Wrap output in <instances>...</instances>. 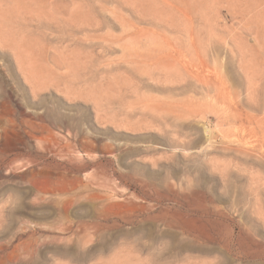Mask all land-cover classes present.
Listing matches in <instances>:
<instances>
[{
    "label": "rangeland",
    "instance_id": "374dc122",
    "mask_svg": "<svg viewBox=\"0 0 264 264\" xmlns=\"http://www.w3.org/2000/svg\"><path fill=\"white\" fill-rule=\"evenodd\" d=\"M0 194V264H264V0H0Z\"/></svg>",
    "mask_w": 264,
    "mask_h": 264
},
{
    "label": "bare ground",
    "instance_id": "6f19581e",
    "mask_svg": "<svg viewBox=\"0 0 264 264\" xmlns=\"http://www.w3.org/2000/svg\"><path fill=\"white\" fill-rule=\"evenodd\" d=\"M5 188H6V187H5ZM20 188H21V187H20ZM53 188H54V187H53ZM12 189H13V188H12ZM21 189L24 190V188H21ZM54 189H55V188H54ZM5 190H8V192H9V189H8V188L5 189ZM10 190H11V187H10ZM18 190H19V189H18ZM23 190H19V191L21 192V191H23ZM11 191H12V190H11ZM13 191H14V189H13ZM19 191H17V193H18ZM15 192H16V191H15ZM23 193H24V192H23ZM13 194H14V193H13ZM0 195H1V194H0ZM14 196H15V195H14ZM21 196H22V195H20V197H21ZM0 197H1V196H0ZM2 197L5 198V197H7V196H2ZM18 198H19V197H18ZM18 198H17V199H18ZM22 198H23V197H22ZM5 199H6V198H5ZM1 200L3 201V199H1ZM1 200H0V202H1ZM7 201H8V200H7ZM7 201H6V202H7ZM6 202L4 201V205H5ZM9 204H10V203H9ZM0 205H1V204H0ZM10 205L12 206V204H10ZM18 205H19L18 207L22 206V204H20V203H19ZM2 206H3V205H2ZM2 206H0V211H2V210H1V209H2ZM14 207H17V206H14ZM21 208H22V207H21ZM13 209H14V208H10V207H9L8 209L6 208V210H5V211H6V215H5V217H7L6 220H9V221H11V222H13V221L15 220V218H14V214H15V213L13 212V211H14ZM15 209H16V208H15ZM52 210H53V209H52ZM3 211H4V209H3ZM18 211H19V210H18ZM0 215H3V214H0ZM0 218H2V217L0 216ZM4 224H5V223H3V220L0 219V225H4ZM79 224H80V223H79ZM81 224H82V223H81ZM5 225H6V224H5ZM7 225L11 226L10 224H7ZM5 227H6V226H5ZM10 228H11V227H10ZM60 228H61V227H60ZM68 228H69V227H68ZM82 228H83V227H82ZM2 229H4V226H3ZM69 229H70V228H69ZM7 230H8V229H7ZM5 231H6V230H5ZM87 240H88V239H87ZM100 241H101V240H100ZM103 241H104V240H103ZM86 242H87V241H86ZM102 243H104V242H102ZM102 245H103V244H102ZM105 245H106V244H105ZM55 247H57V246H55ZM58 247H61V245H59ZM58 247H57V248H58ZM83 247H84V246H83ZM46 248H47V247H46ZM48 248H49V246H48ZM51 248L54 249V247H50V249H51ZM63 248H64V247H63ZM63 248H62V249H63ZM119 248H120V247H119ZM55 249H56V248H55ZM58 249L60 250L61 248H58ZM71 249H73V248H71ZM64 250H67V248L64 249ZM79 250H80V249H79ZM72 251H73V250H72ZM74 251H75V250H74ZM74 251H73V253H72L71 250H70V251L68 250V252L63 251V253H64L66 256H67V255H69V256H70V255H73L74 257H76V258H80V259L85 258V257L87 256V251H86L85 249L83 250L82 253L80 252L79 254L74 253ZM81 251H82V250H81ZM92 251L94 252V250H92ZM92 251H91V252H92ZM95 251H96V250H95ZM100 251H102V250H100ZM53 252H54V251H53ZM55 252H56V251H55ZM60 252H62V250H60ZM77 252H78V251H77ZM57 253H58V252H57ZM63 253H61V254L63 255ZM88 253H90V252H88ZM59 254H60V253H59ZM61 254H60V256H61ZM90 254H92V253H90ZM96 254H97V252H96ZM119 254H120V253H119ZM121 254H122V253H121ZM42 255H43V254H42ZM42 255H41V256H42ZM65 255H63V256L65 257ZM41 256H40V257H41ZM61 257H62V256H61ZM64 257H63V258H64ZM74 257H71V256H70V260H71L72 258H74ZM91 257H92V256H91ZM42 258H44V257L42 256ZM118 258H119V257H118ZM39 259H40V258H39ZM65 259H68V256H67V258L65 257ZM114 259H115V258H114ZM73 260H74V259H73ZM75 260H76V259H75ZM75 260H74V261H75ZM77 260H78V259H77ZM115 260H117V259H115ZM34 261H35V260L32 261L33 264H34L35 262H37V261H35V262H34ZM68 262H69V261H68ZM78 262H80V264H81V261H78ZM25 263H26V262H25ZM39 263H40V262H39ZM41 263H42V262H41ZM45 263H46V262H45V260H44V263H43V264H45ZM76 263H77V262H76ZM27 264H28V263H27Z\"/></svg>",
    "mask_w": 264,
    "mask_h": 264
}]
</instances>
